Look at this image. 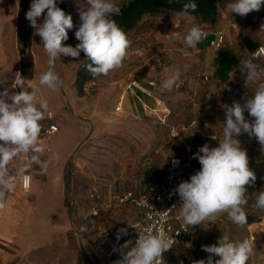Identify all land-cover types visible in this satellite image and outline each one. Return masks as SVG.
I'll use <instances>...</instances> for the list:
<instances>
[{"label":"rangeland","instance_id":"obj_1","mask_svg":"<svg viewBox=\"0 0 264 264\" xmlns=\"http://www.w3.org/2000/svg\"><path fill=\"white\" fill-rule=\"evenodd\" d=\"M125 1L115 0L119 6ZM83 3L84 0H63L58 4L72 16L74 24L65 45L78 43L74 32L80 23L78 8ZM30 4L31 0H0V81H5L0 91L6 86L19 91L15 89L19 74L27 79L26 86L38 85L40 75L47 70L48 57L40 46L41 38L33 35L35 30L26 19ZM145 22L150 26L168 23L165 17L147 18ZM174 22L169 26L173 28ZM137 42H132L122 68L106 77H93L80 89L74 81L83 61L61 55L56 72L62 87L53 92L41 86L38 95L48 99L53 113L42 122L41 133V143L47 148L44 158L50 163L46 171L37 167L30 171L28 191H23L21 184L16 188L22 191L28 205L25 234L15 247L19 250V264H115L122 258V245L132 241L133 226L139 219L137 207L130 202L120 203L119 197L127 191L163 189L174 156L189 161L190 176L195 174L201 166L193 155L206 143L218 146V139L214 144L210 135L222 137L225 106H231L233 101L243 104V98L252 94L245 80L233 85L207 83V88L202 84L201 93H193L183 79L178 92L163 91L161 85L168 77L160 73L154 54L148 59L152 66L144 71V79L153 81L148 85L152 89L149 101L131 84L134 90H126L122 110L116 111L115 102L122 88L137 79V69L143 64L141 57L146 56ZM149 52L155 53V47ZM254 62L264 65V58ZM217 90L224 95H217ZM245 116L252 119L247 112ZM51 123L58 126V131L49 135L46 129ZM238 139L257 176L255 185L248 187L251 195L264 189V152L255 138L243 134ZM246 210L244 226L233 224L221 214L189 228L186 235L215 231L217 240L223 234L233 241L251 239L254 253L248 264H264V212L254 207V198ZM173 224L177 222L173 220ZM82 227L86 230L81 231ZM122 228H127V235H121L120 241L117 233Z\"/></svg>","mask_w":264,"mask_h":264},{"label":"clouds","instance_id":"obj_2","mask_svg":"<svg viewBox=\"0 0 264 264\" xmlns=\"http://www.w3.org/2000/svg\"><path fill=\"white\" fill-rule=\"evenodd\" d=\"M63 0H31L26 12L29 26L35 31L33 35L41 38L43 51L47 54V70L39 77V84L26 86L20 74L15 80V89L4 87L0 91V214L9 210L8 194L23 182L24 188L30 186V171L37 167L46 171L50 161L45 159L46 146L41 143L43 121L51 118L52 111L47 98L38 95L41 86L53 92L62 87V80L56 72V62L61 55L78 60L83 52L89 61L86 69L92 77L108 76L123 67L128 57L132 41L127 33L112 17L121 14L120 6L115 0H84L79 6V26L74 35L78 43L75 46L65 45L69 39L68 31L74 28L72 16L58 6ZM264 0H232L226 5L230 13L246 17L253 11H260ZM198 5L194 0L185 3L179 15L192 20V13ZM39 21V22H38ZM264 30V25L261 26ZM209 33L199 25H193L183 36L189 48L207 38ZM264 46L254 51L248 59L241 61L240 71L245 77V86L251 89V96H245L241 104L233 101L225 106V121L222 137L218 146L207 143L199 147L193 155L198 160L200 169L181 181L172 194H178L179 212L177 219L182 222L185 231L215 220L221 214L233 224H247L246 210L249 201L254 198V207L264 212V189L248 194V187L255 185L257 176L249 166V157L242 146L240 137L247 134L255 138L264 152V65L254 62L260 60ZM183 66V71L189 70ZM181 69L177 67L172 75L166 78L161 89L179 91ZM5 81H0L4 85ZM252 85H255L253 90ZM211 93L214 92H210ZM245 112L252 118L247 119ZM16 163L17 167H12ZM178 164V160L173 161ZM86 228L82 227L81 231ZM127 235V228L118 230L117 239ZM175 245L173 237L166 236L153 227L138 230L135 243L126 241L120 251L122 258L115 264H166L164 253ZM202 251L208 253L206 259L193 261V264H248L254 253V241L243 239L233 241L223 234L215 244L202 245ZM124 249H128L126 252ZM117 249H114L116 251Z\"/></svg>","mask_w":264,"mask_h":264},{"label":"crops","instance_id":"obj_3","mask_svg":"<svg viewBox=\"0 0 264 264\" xmlns=\"http://www.w3.org/2000/svg\"><path fill=\"white\" fill-rule=\"evenodd\" d=\"M211 1L217 8V14L212 23L207 21H197L196 23L197 17L194 15H192V20H186L179 13H173L165 16L143 17L134 28L127 32L132 42L140 43L139 49L146 56L141 57L143 64H140L138 69L136 68L138 70L137 79L131 80L122 90L126 92L132 84L136 86L134 89L139 91L142 97L146 95V100L149 101L148 95L152 93V89L148 85H151L153 81L144 79V71L152 66L148 59L154 54L157 56V64L161 66L160 73L169 77L179 67L181 75L177 81L178 84L183 79L186 80L188 89L193 93H201L202 84H206L204 88H207V83L211 85L242 83L245 77L240 71L241 61L248 59L258 45H264V30H261V26L264 25V6L260 11H253L246 17H241L235 13L231 14L226 8V5L232 0ZM153 17L155 19L165 17L168 23L162 22L150 26L145 21L147 18ZM176 20L182 23L180 29L169 26ZM194 24L207 29L209 35L193 49L187 47L183 36ZM214 29H222L224 32V43L220 47L209 45V40L212 37L211 32ZM151 47H155V53L149 52ZM184 65L190 66L186 72L183 71ZM197 72L204 73L208 79L203 80L198 77ZM142 80H145L146 84ZM130 89L134 90L132 87ZM216 94L224 95V92L217 90ZM152 102L151 100L150 103ZM213 136L215 135H210L211 138ZM213 140L214 144H217V139ZM7 199L9 210L0 214V264H19L17 260L19 250L15 247L21 243L25 234L23 225L27 221L28 205L20 189L9 193ZM174 225L176 226V224ZM216 241L215 231L208 234L195 231L189 235L182 234L169 253V264H193V261L206 259L209 254L202 251L201 246L212 245Z\"/></svg>","mask_w":264,"mask_h":264},{"label":"built area","instance_id":"obj_4","mask_svg":"<svg viewBox=\"0 0 264 264\" xmlns=\"http://www.w3.org/2000/svg\"><path fill=\"white\" fill-rule=\"evenodd\" d=\"M181 23L175 21L173 23L174 29H180ZM203 30L209 31L203 27ZM212 37L209 40V45L213 47H220L224 43V32L222 29H214L212 32ZM261 46L258 45L254 51H257ZM253 51V52H254ZM252 52V53H253ZM261 57H264V53H261ZM258 59V58H257ZM198 77L203 80H207L208 76L204 73L197 72ZM125 99V91L122 90L115 102L114 109L116 111H121ZM58 131V126L55 123H51L46 129L47 134H54ZM174 135L176 131L173 129ZM178 160V164H174L173 161ZM192 171V165L189 161H182L180 157L174 156L169 162V171L167 172L164 182L165 187L163 189H156L151 192H139L133 193L132 191H127L119 197V202H130L134 204L139 210V219L135 222L133 226L132 243L134 245L135 240L138 238V230L145 227H153L156 231H162L166 236L173 237L175 243L182 234H188L185 231L182 222L177 219L178 213H176V208L179 206L180 199L178 194H172L173 190L179 185L181 181L189 180ZM30 175V173H29ZM31 176V175H30ZM21 189L23 191H28L30 186L26 189L21 181ZM173 220L177 222L175 226ZM171 250L164 253V260L166 264H169V253Z\"/></svg>","mask_w":264,"mask_h":264},{"label":"trees","instance_id":"obj_5","mask_svg":"<svg viewBox=\"0 0 264 264\" xmlns=\"http://www.w3.org/2000/svg\"><path fill=\"white\" fill-rule=\"evenodd\" d=\"M190 0H126L120 5L121 14L112 17L117 24L127 33L136 24L146 16L169 15L180 13L185 3ZM198 5L196 12L192 15L200 19L212 23L217 14L216 5L211 0H194ZM80 59L83 61L76 71L75 86L81 88L83 84L93 77L86 69V64L89 63L85 54L81 52ZM120 239V241H122ZM132 242V241H131Z\"/></svg>","mask_w":264,"mask_h":264}]
</instances>
